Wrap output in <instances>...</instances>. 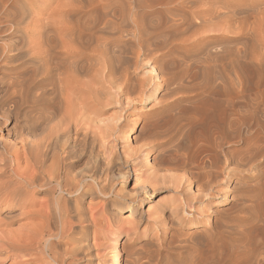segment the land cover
<instances>
[{
  "label": "bare ground",
  "instance_id": "1",
  "mask_svg": "<svg viewBox=\"0 0 264 264\" xmlns=\"http://www.w3.org/2000/svg\"><path fill=\"white\" fill-rule=\"evenodd\" d=\"M27 1L0 0V212L15 205L24 208L29 203L27 195L47 182L54 181L60 191L83 190L82 195L85 191L81 183L88 177L100 185V181L89 174L75 172L77 175H70L73 172H69L61 153L67 155L74 146L72 143L78 141L83 146L89 139L98 143L99 153L111 149L107 148L109 144L105 141L110 139L107 136L114 131L115 125L113 121H110L112 125L104 121L96 111V106L108 99L110 92H114L122 106L153 101L150 114L145 116L148 119L146 124L151 126L147 134L144 130L147 141L131 148L133 128L123 138L126 148L137 149L139 157L135 165L141 169L145 182L157 177V169L148 170L147 166L151 149L172 144L174 153L171 159L182 156V167H193V171L191 167L188 169L187 178L196 187L194 191H185L184 195L190 201L181 206L183 212L188 209L186 212L193 219L202 221L203 213L211 208L210 199L214 196L211 192L217 185L225 186L224 192L215 191L218 204L236 198L234 192L244 184L246 174L264 161V91L249 94L233 88L239 58H246V50L234 45L239 41L233 34L236 14L241 10L238 2L234 1L237 5H233V0H225L222 8L216 10V0H181L169 10L171 17L167 19L158 11L139 13L127 10L121 0H37L41 3L39 10L55 4L46 17L37 19L34 18L35 7L28 5ZM185 7L189 9L185 10ZM185 102L191 107H183L181 104ZM126 173L128 181L129 171ZM49 191L48 194L53 190ZM246 198L251 203H243L238 209L240 215L237 219H241V223L235 229L234 254L229 259L231 264H264V194ZM57 199L49 204L51 214L48 212L46 217L43 209L48 208H42L43 203L39 216L42 218L43 211L48 219L43 247L53 264H63V259L58 258L64 253H59L61 249L57 244L61 243L60 238L64 239L66 231V226H61V221L65 220L62 206L66 204L61 205ZM134 208L129 203L119 209L116 213L119 223L106 231L107 264H120L118 245L126 230L125 225L130 233L142 220L141 215L138 220L134 219ZM90 211V214L95 212ZM6 214L1 216L5 218ZM93 216L91 214L90 218ZM194 223L191 227L195 226ZM42 225L39 223V227ZM26 226L30 227V224ZM0 231L2 233L5 229ZM8 231L12 232L11 229ZM43 231L42 228L38 234L39 241ZM30 232L23 238H29ZM86 232L75 241L71 237L75 242L74 247L70 245L73 257L78 253L87 256L85 251L92 242ZM18 235H15L16 239L21 238V234ZM23 238L21 241L1 240L0 252L32 250L33 242L23 243ZM65 248L62 250L67 251ZM44 261L40 262L44 264Z\"/></svg>",
  "mask_w": 264,
  "mask_h": 264
},
{
  "label": "rangeland",
  "instance_id": "2",
  "mask_svg": "<svg viewBox=\"0 0 264 264\" xmlns=\"http://www.w3.org/2000/svg\"><path fill=\"white\" fill-rule=\"evenodd\" d=\"M180 1L181 0H121V4L126 6L127 10H131L133 12L142 13V12L158 11L161 12L164 15V17L169 19L171 17L170 15L171 11L169 12V10H173L175 4ZM234 1L238 2L241 5L240 12L236 14V23H234L233 25L234 26L233 34H236L238 36L237 38H239V41L235 42L234 45L239 48L243 47L242 49L246 50V58L245 59L239 58V65L235 69L233 88L235 91H244V92H248L249 94H254L257 92L264 91V0H233L232 4L234 3L235 5H237V3H235ZM27 2L28 5H32L33 7H35L34 18L37 19H43L44 17H46L47 14L50 12L51 7L53 8L55 6V4L53 3L54 5L52 4L50 8H47L48 9L47 12V9L39 10L41 3L38 2L37 0H28ZM95 2H97V0H95ZM224 3L225 0H216L215 9L220 10L222 8L221 5H223ZM188 9H189L188 7H185V10ZM140 73L142 74L143 71ZM114 95H115L114 92L113 93L110 92V94L108 95L110 97L107 96L108 99L106 98V100L102 101V103L100 102L99 105L96 104L97 105L96 111L98 110L97 112L98 113L100 112L99 113L101 114L100 117L101 118L103 117L104 119L103 118L102 119L104 121L107 120L106 122L110 123L111 125L112 122L110 121H113L115 128L117 127L116 129L114 128V131L112 130L111 132H109L107 139L108 138L110 139L108 141H105L107 139L104 140L105 144H107L108 142V144L110 145V146L108 145L107 148L111 147V149H106L105 150L106 152L104 151V149L101 150L102 154L106 153L105 155L104 154L102 155L101 153H99L100 150H98L97 147L98 143L97 142L92 143L93 141L89 139L88 140L89 142L83 146L81 143H78V141L76 143H72L74 146L70 148L71 149L70 151L72 153L70 151L69 153L71 154L68 153L67 155L65 154L66 155L65 156L62 155L65 152L64 153L60 152L61 156L65 158L64 161L67 163L66 166L70 170L68 171L70 173L73 172L70 175L75 176L78 174L77 172L79 173L83 172L85 175L89 174V176L91 175L93 177H96L95 180L98 179L97 181L98 182L100 181V185L102 183L103 184L100 186L96 184L95 181H93L90 177H88L87 179L84 180L85 183L84 182L81 183L85 191L82 195L83 190L69 193L67 191H60V188L55 184L54 181L47 182L46 184H42L40 188H35L32 193L30 192L27 195L29 203H26L27 205L25 204L24 208L23 206H21L22 207L21 208L20 205H15L6 208V210H4L5 212H0V221H1L0 230L5 229V231H2V233L0 231V235H1L0 241L3 239L8 240V238L13 241V239L15 240L17 238L15 237L16 234L17 236H19L18 234H21L20 237L23 238V236L25 237L27 234H29L30 231L33 232V234H31L30 232V234L34 235V236L29 235V238L33 237L32 240L29 239L28 236L26 237L28 238L27 240L26 238H23L22 240L23 243L27 241L26 242L27 244L33 242L32 244H34V247H32L33 248L32 250L22 253L13 252L12 250L4 253L0 252V260H1L0 264H22L25 260L26 261L23 264H27L28 262L29 264H43V262L42 263L40 262L42 260L43 261L45 260L44 264H50V263L53 264L52 263L53 259L50 258L49 253L46 251V248L43 247L42 240L44 241V238L48 232L47 230L48 228H46V224H47L46 221L48 220L46 219L47 214L48 212L50 214L52 213V207L50 208L51 205L49 204H52V202L55 201L57 198L59 199V203L61 205L66 204L64 205L66 207L62 206L63 207L62 214L63 215L65 214L63 216L65 217V220L62 219L64 220V222L61 221V226L63 227L66 226L64 230H66L65 235L66 233L67 235L66 236L64 235L63 237L64 239L60 238L62 244L61 243L59 245L57 244V248L61 249L59 253L60 254L64 253L65 255L67 254L66 256L64 254L61 255L59 254L60 257L58 259L59 260L63 259L64 262L63 264L65 263L68 264L69 262L72 261V258L75 263L72 261V263L69 264H81V263L88 264L89 263L88 261H90L91 264H107L106 259L108 258L109 247H107L108 244H107L106 231H109L112 226L119 223L116 213L118 212L119 209L129 205V203L133 204V206L135 207L134 208L135 213L133 212L132 214L134 219L138 220L140 218L139 216L141 215L142 220L138 222L134 231L130 233H128L127 231L128 226L125 225L124 228H126V230H124L118 245L120 264H223V263L231 264L232 260H230L229 258L232 257L234 254L232 251L235 241V237H234L235 229L238 226V224L241 223V219H237L238 218L237 216L240 215L238 209L242 206L243 203L244 204L251 203L247 200L246 197L248 198L254 196L261 197V195L264 194V161L263 162L261 161L260 163L256 164L254 168H252V170L248 174H246L245 179L242 181V183L244 184H242V186H240L237 190H235L234 195H236V198H234L233 200H227L223 204H218L220 202L215 196V191L219 189L220 191L224 192L225 186L224 185L214 186L213 188L214 190H212L211 192L212 193L211 195L214 196H212L213 198L210 199L212 201L211 208L203 213L202 221L198 222L196 219H193L192 215H189L187 213L188 209H184V212L181 209V206L183 204L190 201V199L185 197L184 195L185 191L186 190L194 191L196 187L195 184L190 183V181L187 178L188 169H190L191 167V171H193V167L190 165L185 166V168L182 167L184 164V158L182 156L176 157L175 159L176 161L171 159V157H173L172 154L174 153L172 144H166L163 145L162 147H158V148L154 147L151 149L152 154L151 156H149V161H148L149 163H147V166L149 165L148 170L157 169L156 172L158 179L156 177L155 179H151L152 181L150 180V182L149 181L145 182L144 181L145 178L143 177L144 175L141 174V169L139 170V167L135 165L136 162L138 161L137 157H139V153L137 149L132 151L131 148L134 147L135 145L139 147L140 144H143L146 140V138L144 139L145 133L146 134L148 133V131L151 129V126H148L146 124L148 123V119H145V116L150 114L149 108L152 106L153 101H146L144 104L140 102H133L130 104V106H124V105L122 106L120 101L117 100L115 98L116 96ZM177 98H180V96ZM114 101H117L116 102L117 104ZM118 102L120 104H118ZM104 103L105 105H103ZM101 104L103 105V107ZM181 105L185 108L191 107V104L190 103L188 104L187 102ZM99 108H101V111H99L100 110ZM121 108L123 109V112L121 111ZM130 128H133L132 133L130 135L134 136V138L130 139L132 142L131 144L132 146L130 145L131 148L128 146L126 148L125 140L123 138H125L124 136L128 135V131ZM110 141L111 143L113 142L112 145L110 144ZM76 144L78 145L81 144V145L78 146ZM88 144L89 146H87ZM113 145L115 148H113ZM128 149H131L129 151L132 152L128 153L127 155L126 152H129L127 151ZM107 150L109 151L107 152ZM122 150H124L126 156ZM97 151H98V155L96 154ZM108 153L112 155H109ZM106 156L107 158H105ZM111 156H114V159L111 158ZM69 160H71L72 163ZM137 167L138 170H136ZM180 168H182V170ZM128 171L130 177L129 180L127 181L128 176H126L127 174L126 172ZM75 172L77 174H75ZM138 172L140 173L138 174ZM99 178H101V180ZM53 183L56 185V187L55 185H52ZM104 183L106 184V186L104 185ZM51 189L53 190L51 191V193L54 194L53 196L51 193L48 194V192H50L49 190ZM45 194L46 195L48 194L49 196L47 195L48 196L47 197ZM62 195H64V198H62ZM131 197L133 198V201ZM134 197H136V199ZM44 198L45 200L42 201ZM49 201L50 203H48ZM73 202L76 207L74 206V204L72 205ZM43 203L45 204L42 205ZM41 205L42 208L46 207L49 209V210L46 209L48 211L43 209L44 213H46L45 214L46 217H44L45 215H43L44 214L43 211L41 213L43 220H40L42 218H40L39 216L42 210ZM85 205L86 207H89L90 210L93 209L95 211L91 213L92 215L93 214L95 215L92 217V219L90 218L91 216L90 212L92 211L86 208ZM195 205L197 207H200L199 203H195ZM0 209H2V207H0ZM82 209L83 211L81 212ZM215 209H218V211L213 212L212 210ZM6 213L8 214L11 213V215L9 214L11 217ZM20 213L23 214L21 215ZM5 214L6 217H8L9 219L11 218L10 221L8 218H7L8 220H6V217L4 218ZM28 214H30V216H28ZM12 217H14L13 220ZM72 217H75L74 218L75 220L70 219ZM77 218H80L81 220ZM192 222H195L194 227H191ZM39 223L44 225L40 226L41 227L40 228ZM77 223H80L81 225ZM29 224L30 227H27L26 225L29 226ZM31 225L33 226L35 225L34 226L35 228ZM83 225L85 227H83ZM87 225L89 226V228ZM38 227L41 230L42 228L44 230L43 236H40V241L38 234L41 230ZM82 227L84 228L83 230H81ZM10 229L12 230V232L8 231ZM13 229L15 232H17L16 234L13 233L14 232ZM6 231L9 232L10 236ZM35 231L37 234H35ZM83 231L84 233H82ZM10 232L13 233L14 236L13 234L11 235ZM85 232L89 235L87 237L88 240L92 242V243L89 242L90 243L88 248L89 250L87 249L85 251L87 253V256L78 253L77 255H75V257H73L74 254H72L73 252L71 253L72 251L71 248L75 246L74 241L77 240V238H81L82 236H84ZM73 235L75 237H73ZM4 237H6V239ZM36 237H38V239ZM66 237H68V239ZM71 237L72 239L74 238L73 239L74 241H72ZM21 238H19L20 240L19 239L16 240L21 241ZM35 238L36 240H33ZM60 240H56V241H60ZM70 245L73 246H71L70 248ZM62 247H66L65 250L68 248L67 249L68 252L62 250ZM41 248L42 251L40 250ZM34 252L37 255L39 254L40 256L35 255ZM85 252L84 254H86ZM31 253H34L32 255L36 256L39 259V262L36 257H33L31 255ZM15 254L16 255L21 254V255L16 256ZM81 256L82 258H80ZM19 257L22 259H20ZM32 257L36 259L34 260ZM28 258H30L31 260ZM12 259L18 261L13 262ZM68 259L71 261H69ZM20 261H22V263Z\"/></svg>",
  "mask_w": 264,
  "mask_h": 264
}]
</instances>
